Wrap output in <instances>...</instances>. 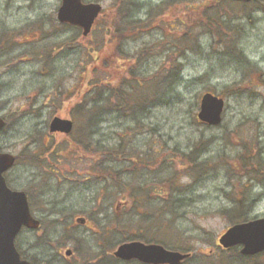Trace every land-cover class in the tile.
<instances>
[{"label":"rangeland","instance_id":"1","mask_svg":"<svg viewBox=\"0 0 264 264\" xmlns=\"http://www.w3.org/2000/svg\"><path fill=\"white\" fill-rule=\"evenodd\" d=\"M84 1L102 8L87 36L58 21L61 0H0V151L22 156L4 175L10 188L26 191L40 220L16 235L20 254L38 264H141L112 251L123 237L146 231V222H127L137 218L135 209L152 218L164 197L175 208L172 231L164 226L153 237L189 248L182 264H264V251L241 257L240 246L223 248L217 239L236 200L249 219L264 216V0ZM88 63V75L107 89L135 77L134 89L124 90L139 86L143 106L114 110L121 92L102 100L91 87L85 105L97 106L95 123L77 128L72 108ZM205 91L225 100L218 125L196 117ZM53 115L73 119L72 136L56 132V156L38 164L24 159L27 146L54 140ZM80 135L96 150L75 142ZM120 142L152 163L107 158L112 169L128 168L118 183L100 172L99 161ZM194 161L203 163L196 169ZM171 170L176 182L169 188ZM134 185L143 187L136 196Z\"/></svg>","mask_w":264,"mask_h":264},{"label":"water","instance_id":"2","mask_svg":"<svg viewBox=\"0 0 264 264\" xmlns=\"http://www.w3.org/2000/svg\"><path fill=\"white\" fill-rule=\"evenodd\" d=\"M248 2L250 0H231ZM101 4L95 1L61 0L57 8V19L60 22L77 25L82 35H87L95 19L101 11ZM224 98L211 91L203 92L199 100L197 119L209 126L218 125L222 121ZM5 120L0 116V130ZM73 121L70 118L54 115L48 123L50 132H71ZM15 162V155L0 151V264H34L22 259L15 247L14 239L22 226L35 229L39 219L34 217L29 208L24 190L11 189L5 180L4 172ZM77 221L84 219L78 217ZM218 242L224 248L241 245L240 252L253 255L264 250V217L252 218L236 222L228 226L218 237ZM71 249L65 250L69 255ZM113 255L123 260L138 259L150 264H181L190 257V251H180L164 247L154 242L130 240L119 243Z\"/></svg>","mask_w":264,"mask_h":264},{"label":"trees","instance_id":"3","mask_svg":"<svg viewBox=\"0 0 264 264\" xmlns=\"http://www.w3.org/2000/svg\"><path fill=\"white\" fill-rule=\"evenodd\" d=\"M65 25H68V24H65ZM6 35L10 36V34H6ZM5 43H9V41L6 40ZM118 47L119 46H117V50H119ZM121 53H124V52H121ZM94 56H97V52L96 51H94L93 54H92V61L95 60ZM86 66L87 67L84 70V76L82 77V83H83V86H84V91H83L82 96L80 97L81 103H80V100H78L79 102L77 101L76 104H74L73 108H72V109H76L78 111V113L76 115L72 116V117H75V119H76V122H77V125H78V126H76L77 128L80 127V125H79L80 121H83V122L86 121L87 125H90V126L94 125V123H95V119H94L95 113L93 111H94V109H97V106H95V105L86 106L85 105V102H86L85 99L87 98L86 97V92H87V90H90L91 87L94 88L93 96H96V93H97L100 97H102V100H104L105 98L108 100V98H109V96H111V94L120 93L121 92L119 94L118 102H116V104L113 107L114 110H122V107L124 109H126V106L127 107H131V109L136 108V107L140 108V106L142 105L140 99H142V98L144 99L145 96H141L140 98H137L136 92L138 90H140L139 86L136 87V91H134V93L129 92V90H124V85H126V84L130 85V86H133V89H134L133 80H134L135 77H133V78H130V77L124 78L123 80L120 81V83L118 84V87L116 89H114V87L112 89H110V88L107 89L108 85L100 84L101 81L98 82V81L95 80L96 78L94 76L91 77L90 75H88L89 74L87 72L88 68L90 66H92V65L89 64V65H86ZM90 70H91V68H90ZM129 73H131V75H133V73L131 71ZM148 93H150V92H148ZM73 95H75V94H69L67 96V100L68 99L71 100ZM148 97H150V95L146 96V98H148ZM95 100L96 99L94 97H92V101H95ZM105 107H106V109L109 107L107 102H106V106ZM63 115H65V114H63ZM66 116H68V115L66 114ZM72 134L73 133L69 134V136H72ZM52 136L54 137V140L52 138L48 143L46 142L47 144H41L39 142V144L35 145L32 148H29L27 146L26 148H27L28 152L25 153V156H24L25 158L24 159H27L28 161H31L32 163L38 164V162H42L44 159L51 158L52 155L56 156L57 155L56 147H57L58 139L56 138V133H54V135H52ZM74 140H75V142L80 143L81 145H83L84 148H89V145H90V147L92 145V148L94 150H96L95 149L96 148L95 145L92 142L89 141L90 139H88V137H87V140H86V138L84 139L80 135L79 137H77ZM16 156H17V160H16V162H17L19 157H22V156L21 155H16ZM104 156H105L104 159H101L99 161L100 170H101L100 172L101 173L102 172H104V173L108 172L109 175H113L112 177L115 176L118 183L120 181V179H119L120 174L123 171L124 172L127 171L128 168L125 169V170L124 169H119V170L112 169L109 165L106 164L107 161H108L107 158L111 157L112 159H114L117 156H121V158L130 161V163H132V164H138L139 163L138 166H143L145 168L150 167L151 163H152V161L149 159L147 154H145V157H144V156H141V154H139L138 152L130 153L128 150H124L122 148L121 142L119 144H117V146L115 148L104 150ZM187 157H188V155H187ZM250 157L254 159L253 155H251ZM202 163H203L202 161L201 162H195L194 161L195 168L197 169L199 166H201ZM166 175H167V178L165 179V181L167 180V182H168L167 186H169V188H171L173 186V184H175V182H176L173 179V177L175 176V170H171ZM105 177L106 176H104V178ZM131 190H132L133 194H135V196H136L138 193H140L141 190H143V187L134 185V186L131 187ZM130 196H128V195L124 196L125 197L124 202H127L131 198ZM146 198L150 199V196L147 195ZM163 200H164V197H163ZM163 200L160 202V204H162V207H160V206L158 207L159 210L157 212V215L155 216V214H154L152 216V218L142 219V218H144L143 216L145 215V211H140L139 209H135V212H136L135 215H137V218L132 220L131 219L132 217H129L130 219L127 222H130L133 225L140 226V227L141 226L143 227V225L146 222L150 226L149 225H148L149 227L146 226V231L139 232V233L136 232V234L132 233L131 235L125 236L122 239L123 240L138 239V240H143V241H155V242L162 243L163 245L167 244L162 239V237H160V236H159L160 238L153 237V234L156 233V232L158 233V231H161V234H162L163 231H164V226H165V229H166V233L169 234V231H172V227H171L170 223L173 220H172V217L170 215H168V214L174 213L175 212V208L173 207V204L169 203V200L168 201L164 200V202H163ZM134 203L135 204L133 206L135 207V206H138L141 202L138 199V200L134 201ZM243 206H244L243 202H241L239 200H236L233 203V205L230 207L231 212L228 213V215L230 217V223L231 224L232 223H236V222L245 221V220L249 219V215H248V213L246 211L244 212ZM222 210H224V208L220 209L218 211L222 212ZM116 222H117V224L121 223V219L117 218ZM172 246H174V245H172ZM178 246H180V247L174 246L171 249L189 251V248L182 247L181 245H178ZM239 254H240V252H239ZM240 256L241 257H245L242 254H240ZM190 258L186 259L185 261L190 260ZM96 262H97L96 264H103L100 261V259H98Z\"/></svg>","mask_w":264,"mask_h":264},{"label":"flooded vegetation","instance_id":"4","mask_svg":"<svg viewBox=\"0 0 264 264\" xmlns=\"http://www.w3.org/2000/svg\"><path fill=\"white\" fill-rule=\"evenodd\" d=\"M84 223V222H83ZM21 255V254H20ZM21 257L22 258H25L24 256H22L21 255ZM26 259H28V258H26ZM117 260H121V259H118V258H116ZM29 260V259H28ZM31 261V260H30ZM122 261H129V262H135V263H141L142 264V262H140L139 260H136V259H131V260H122ZM31 262H33V261H31ZM143 264H147V263H143Z\"/></svg>","mask_w":264,"mask_h":264}]
</instances>
